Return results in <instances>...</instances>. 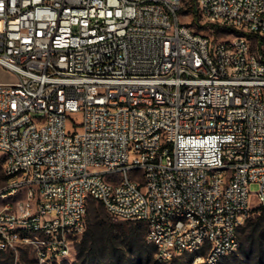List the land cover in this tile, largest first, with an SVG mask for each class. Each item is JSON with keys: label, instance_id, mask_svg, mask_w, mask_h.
Listing matches in <instances>:
<instances>
[{"label": "built area", "instance_id": "2783aa9c", "mask_svg": "<svg viewBox=\"0 0 264 264\" xmlns=\"http://www.w3.org/2000/svg\"><path fill=\"white\" fill-rule=\"evenodd\" d=\"M182 7L0 0V251L72 258L92 199L144 224L159 264L239 250L264 207V0H197L230 41Z\"/></svg>", "mask_w": 264, "mask_h": 264}, {"label": "trees", "instance_id": "16d2710c", "mask_svg": "<svg viewBox=\"0 0 264 264\" xmlns=\"http://www.w3.org/2000/svg\"><path fill=\"white\" fill-rule=\"evenodd\" d=\"M196 21L197 15H194V22ZM260 208L264 212V207ZM131 223L135 226L123 228L121 233H117L112 225L103 220L99 221L97 217L94 225L88 227L78 245L79 264H131L126 257L127 253L124 252L125 246L128 248V254L132 256L135 254L137 257L133 264H159L154 259L155 247L147 243V238L145 239L147 227L141 223ZM239 240V253L228 255L224 262L220 261L218 264H264V215L257 219H249L239 230ZM4 255L7 257V264H14V252L0 251V257ZM178 259L181 260L183 257L175 259L173 263ZM191 261L190 258L186 263L178 264H188ZM0 264L4 263L0 261Z\"/></svg>", "mask_w": 264, "mask_h": 264}, {"label": "rangeland", "instance_id": "374dc122", "mask_svg": "<svg viewBox=\"0 0 264 264\" xmlns=\"http://www.w3.org/2000/svg\"><path fill=\"white\" fill-rule=\"evenodd\" d=\"M171 1H173V0H171ZM196 4H197V0L195 2H193V0H183V7L180 9L178 14L180 17V21L184 25L189 26L195 33L206 36V37L213 38L216 41H230L232 38H234L235 33L233 31L228 30V29L223 28V27H219V26H212V25L206 23L205 20L196 12ZM194 15H197V21L196 22H194ZM13 81H15V76L11 72L5 70L4 68H2L0 66V82L1 83H9V82H13ZM72 120L79 124L81 122V116L80 115H73ZM258 190H259V187L257 184H252L250 186V191L252 193H256V192H258ZM90 202L91 203L89 206V210H88V212L86 214V218H85V223H86L85 232L75 242V245H74L75 251H74L72 258H70L66 261H63L60 264H79V262L77 260L78 245L82 241L86 231L88 230V227H90V225H94L95 219L97 217H98L99 221L103 220L104 222L112 225L114 227V230L117 231V233H121L122 232L121 229H123V228L125 229V228H130L131 226H135V224H133L131 222L120 221V220L114 219L113 217H111L107 213L105 208L100 203H98L97 201L92 199V200H90ZM255 204H256V200L254 197H252L251 198V205H255ZM260 215H264V212L261 210L260 207L257 206L256 208H254L251 211L249 217L245 220V222L243 223L241 228H243L246 225V223L249 219H257ZM145 239H146V236H145ZM122 242H123V240H122ZM124 252L127 253L126 257L129 261V263L133 264L137 261V257L135 254L133 256L128 254L129 252H128L127 246L124 247ZM236 253H239V250ZM188 259L189 258H187V257H183V259H181V260L178 259L177 262H175V263L171 262L169 264H178V262L186 263V261ZM0 261L4 264H7V257L5 255L1 256ZM224 261H225V258L221 260V262H224ZM14 264H38V262H37L35 256L33 255L32 250L29 248H24V249H21L17 254H15Z\"/></svg>", "mask_w": 264, "mask_h": 264}]
</instances>
